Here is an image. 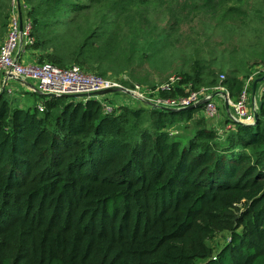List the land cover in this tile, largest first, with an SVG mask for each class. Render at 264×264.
Wrapping results in <instances>:
<instances>
[{
  "label": "trees",
  "instance_id": "1",
  "mask_svg": "<svg viewBox=\"0 0 264 264\" xmlns=\"http://www.w3.org/2000/svg\"><path fill=\"white\" fill-rule=\"evenodd\" d=\"M91 1L20 0L36 61L103 76L107 51L95 39H116L119 18L99 4L90 11ZM8 2L0 0V41ZM263 13L264 0H253L241 18L262 44L252 51L262 62ZM238 61L222 84L204 62L158 94L222 85L235 101L246 80ZM22 92L34 96L32 107L0 94V264H264L263 92L253 124L227 118L232 129L197 124L187 134L177 128L202 103L105 113L94 98ZM222 231L228 240L215 248Z\"/></svg>",
  "mask_w": 264,
  "mask_h": 264
},
{
  "label": "rangeland",
  "instance_id": "2",
  "mask_svg": "<svg viewBox=\"0 0 264 264\" xmlns=\"http://www.w3.org/2000/svg\"><path fill=\"white\" fill-rule=\"evenodd\" d=\"M214 1L203 6L202 0H92L90 11L99 4L107 8L109 14L119 18L116 39L105 34L103 38L95 39L97 46H103V52L107 51L102 64L103 76L122 81L127 86L137 83L141 87L152 89L164 84L169 77H178L177 74L205 62L218 73L215 84H222L219 74L224 75L227 66H232L243 58L246 63L242 62L237 75L242 79L247 78V70L258 64L252 61H260L262 57L261 54L252 53L255 47L262 44L255 43L253 31L247 29L244 19H241L246 11H250L253 0H216L217 3L213 6ZM261 37L264 39V35ZM23 56L22 54L20 59ZM32 62L42 63L36 60ZM27 81L34 83L30 79ZM3 91L11 105L26 108L32 107L35 102L34 96L21 92L23 90L13 91L12 87L4 86L0 89V94ZM98 97L115 105V109L121 105L148 107L119 91ZM246 97L250 102L249 96ZM67 99L82 100L80 97ZM215 103L218 114L214 119L205 118L201 111L196 112L192 121L177 128L178 133L187 134L197 124L219 133L226 130L228 122H224L229 118L230 108L226 105L225 111L220 99ZM227 240L228 232L222 231L215 234L210 243L219 248Z\"/></svg>",
  "mask_w": 264,
  "mask_h": 264
},
{
  "label": "built area",
  "instance_id": "3",
  "mask_svg": "<svg viewBox=\"0 0 264 264\" xmlns=\"http://www.w3.org/2000/svg\"><path fill=\"white\" fill-rule=\"evenodd\" d=\"M25 6L20 0H10V9L7 18L6 32L0 41V73L7 78V73L13 74L23 81L29 83V91L44 95L46 97H58L70 94H84L99 92L107 89H115L119 93L129 96L139 103L156 109H182L196 103H202L201 112L207 119H214L217 116V107L213 97L226 101L230 108L229 120L251 124L254 120V108L247 101L246 93L248 83L254 77H262L264 80V69H251L246 78L242 91L235 101H231L224 86L215 85L212 87H200L199 89L185 88V95L162 97L159 91L168 90L178 77H169L164 83L155 88L141 87L137 83L130 86L124 85L121 81L103 77L95 73L82 70L76 65L59 68L48 62L33 63L21 62L20 54L25 47L31 45L33 38L30 36V21L22 15ZM21 27L19 28V25ZM219 78H223L220 74ZM33 80L30 83L27 80ZM110 93V92H109ZM107 94V93H105ZM97 94L91 97H80L82 99L94 98L98 100L105 113L111 111L112 103L104 98L100 99ZM41 110V106H37ZM231 128L228 122L226 129Z\"/></svg>",
  "mask_w": 264,
  "mask_h": 264
},
{
  "label": "crops",
  "instance_id": "4",
  "mask_svg": "<svg viewBox=\"0 0 264 264\" xmlns=\"http://www.w3.org/2000/svg\"><path fill=\"white\" fill-rule=\"evenodd\" d=\"M34 53H36L35 50H33V49L29 48V47H25L24 50L22 51V53L20 54V57L23 54L24 55L23 56L24 60H26L27 62H32V61H35V56L33 55ZM23 59H21V62H25ZM252 62H257L258 64L251 66V69H254L256 67L264 69V62H262L261 60L260 61L259 60H253ZM4 86H6L8 88L12 87L13 91H20V90H23L24 92L26 90L29 91L28 90L29 86L27 84L8 79V78L5 77L4 74L0 73V89L2 87H4ZM255 86H256V88L253 91L252 90V85H251V91H250V94H249V98H250V100H249L250 102L249 103L252 104V107L254 109H256V107H257V100H258V97H259L260 93L261 92L264 93V80L257 81ZM218 100L219 99L215 98L216 102H218ZM222 104L225 107V104L223 103V101H222ZM225 111H226V107H225Z\"/></svg>",
  "mask_w": 264,
  "mask_h": 264
},
{
  "label": "water",
  "instance_id": "5",
  "mask_svg": "<svg viewBox=\"0 0 264 264\" xmlns=\"http://www.w3.org/2000/svg\"><path fill=\"white\" fill-rule=\"evenodd\" d=\"M21 27V24L19 25V28ZM7 78L8 79H11V80H14V81H18V82H21V83H25L27 84L28 86H31L29 83L23 81L22 79H20L19 77L13 75V74H10V73H7ZM259 80H263L262 77H259L257 79H254V81L252 82V90L254 91V86L256 84L257 81ZM3 88V87H2ZM1 88V89H2ZM116 91L115 89H107V90H102V91H99V92H89V93H84V94H70V95H63V96H66V97H72V98H79V97H91V96H94V95H99V94H105V93H109V92H114ZM223 103L225 104V106L227 105L226 101L224 100ZM199 103H196L194 105H197ZM194 105H190V106H194ZM164 110H174V109H168V108H163ZM256 120V115L254 114V120H253V123L255 122ZM237 123H240V124H244V123H241V122H237ZM251 123V124H253ZM251 124H246V125H251Z\"/></svg>",
  "mask_w": 264,
  "mask_h": 264
}]
</instances>
